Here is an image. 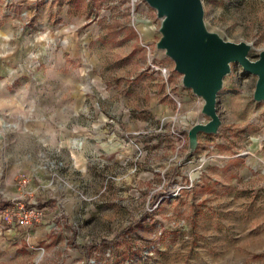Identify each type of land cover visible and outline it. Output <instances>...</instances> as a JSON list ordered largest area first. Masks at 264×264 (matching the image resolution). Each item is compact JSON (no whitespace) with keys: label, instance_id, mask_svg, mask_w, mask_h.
Masks as SVG:
<instances>
[{"label":"rangeland","instance_id":"rangeland-1","mask_svg":"<svg viewBox=\"0 0 264 264\" xmlns=\"http://www.w3.org/2000/svg\"><path fill=\"white\" fill-rule=\"evenodd\" d=\"M201 2L206 29L255 59L264 0ZM159 24L145 0H0V264H264L257 76L231 63L221 124L189 154L208 117ZM19 202L45 207L38 224L8 221Z\"/></svg>","mask_w":264,"mask_h":264},{"label":"water","instance_id":"water-1","mask_svg":"<svg viewBox=\"0 0 264 264\" xmlns=\"http://www.w3.org/2000/svg\"><path fill=\"white\" fill-rule=\"evenodd\" d=\"M152 7L160 24V34L155 43L174 63V70L181 75V84L202 99L201 112L208 119L196 122L187 130L188 153L196 147L197 134H215L221 124L217 112V94L232 62L244 71L257 76L253 99L264 101V48L255 59L248 55L247 42L228 41L218 33L206 29L201 0H145Z\"/></svg>","mask_w":264,"mask_h":264},{"label":"built area","instance_id":"built-area-1","mask_svg":"<svg viewBox=\"0 0 264 264\" xmlns=\"http://www.w3.org/2000/svg\"><path fill=\"white\" fill-rule=\"evenodd\" d=\"M133 1L135 0H132V3ZM143 46L148 50L149 54V47L145 43H143ZM151 60L152 58L148 57L147 63L149 64L150 69L155 71L156 73L158 72L161 77L164 78L165 81H167V77L169 75V70L167 69V67L162 64H155L152 62L153 60ZM44 210V206L37 207L36 205H24L22 202H19L16 211L6 216L8 218V221L13 218L18 226L27 227L33 224H38L40 219L44 216Z\"/></svg>","mask_w":264,"mask_h":264},{"label":"crops","instance_id":"crops-1","mask_svg":"<svg viewBox=\"0 0 264 264\" xmlns=\"http://www.w3.org/2000/svg\"><path fill=\"white\" fill-rule=\"evenodd\" d=\"M188 98H189L188 96H183V99H184V100H187ZM260 156H261V155H260ZM239 160H241L240 157L237 158V159H235V161H233V162H237V161H239ZM239 172H240V174L242 173V174H244V175L247 176V174H248V172H249V168H248V167H242V168H240ZM231 176H232V175H231ZM231 176H230V177H231ZM235 176H237V175H234V176H232V177H235Z\"/></svg>","mask_w":264,"mask_h":264}]
</instances>
